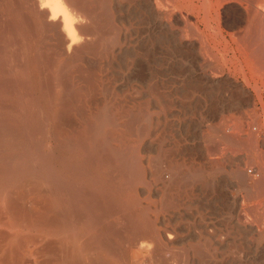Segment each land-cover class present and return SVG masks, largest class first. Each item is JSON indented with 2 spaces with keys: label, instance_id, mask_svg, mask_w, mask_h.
<instances>
[{
  "label": "rangeland",
  "instance_id": "1",
  "mask_svg": "<svg viewBox=\"0 0 264 264\" xmlns=\"http://www.w3.org/2000/svg\"><path fill=\"white\" fill-rule=\"evenodd\" d=\"M161 1L164 2V0ZM86 2L89 7H94L95 11L94 9L92 10L96 12L94 14L95 19H99L97 22L86 20V26H90L93 23L95 26L92 24V27H89L92 30L93 26L96 27L97 24L99 26L95 29L97 30L99 27L98 31L99 29L100 31H96L98 36L89 39L91 40V43H87L89 48L87 46L81 51L82 53L79 52V54L70 56L69 66L62 70L64 71L62 74H64L61 76H64V78H60V76L58 78L56 76L55 66H61L63 63H61V58L58 57L57 59V56H50L49 54L50 57L47 59L45 57L43 58V56H46L44 55L45 52L42 53V61L40 58L37 61L38 65L36 64V67L39 66L38 68L35 67V62H33V54H35V51L32 53V49L27 53L26 60L25 57H21L23 61L19 60L21 59L19 56L24 54H21L22 51L19 48L21 43L19 40L13 42L14 39H11L16 36L11 30L14 25L22 30L31 21L28 18L29 16L26 18L24 14L26 10L23 8H21V11L24 13L19 12L23 16L21 21L14 18L13 12H6L19 6V2L16 4V0L0 1V31H2V34L0 33V60L1 62L4 61L5 57L2 60V56L11 57L14 54L12 57L15 60H11L16 65L12 66L13 64L11 63V66L8 65L6 67L5 65L10 63L7 57L8 61L5 59L7 63L2 65V62L0 67L3 70L6 69L5 72L9 69L8 73H5L8 75H3L5 78H8L10 73H15V94L19 98L18 90L21 86H18L20 84L18 80L20 77L16 79V75L20 76L18 71L20 72V69L26 65L30 79L28 80L29 85H33L31 86L33 87L31 88V94L33 96L35 95V99L38 98V100L36 99L38 103L41 100L39 106H42V109L46 108L44 102L42 104L43 98L45 96L48 97V95L50 96L52 91L54 95L52 94L50 98L53 96L54 101L50 104L53 107L51 110L56 111L60 107L57 105H63L60 107L62 112L67 104L69 109L72 108L69 111V117L66 116L64 121H61V119L50 121L51 119L49 118L50 120H47L49 122L44 120L46 124L44 121L42 122L45 127H39L40 133H36L37 139L35 140L34 138V140L37 143L43 142V145L39 146L41 143L37 144L36 149L39 147L38 150L40 152L42 149L43 155L54 156V158L58 157L57 160L60 159V162L67 161V158H71L73 153L57 145L54 140H51V135H53L51 133L54 131H56L55 133L60 132L58 133L57 140L60 142L67 141L71 145L75 140H81L83 137L84 133L81 132H84L83 125L86 126V124L92 122L96 123L92 119L95 113L98 111L104 114L106 113L107 115L105 114L103 118L105 121L101 125V130L108 136V139L106 138V142L104 143V149L107 152L121 151L123 153L124 164H127L125 175L127 177L130 175L129 180L131 185L123 191L125 198L128 200L122 198L125 201L121 199V202L126 203L128 206L130 202L134 204L132 203L133 206L130 208V203V206L125 208L126 204L120 202L124 207L121 208L122 206L118 205L120 206V210L124 209L122 212V210L117 209V204H119L118 199L115 198L117 202L115 200L112 202L114 205L116 203V207L114 208L117 209V217L122 212L121 215L123 213L124 215L121 218H124L126 215V219L129 218L128 221L135 224L132 225L126 222L127 220L125 221V218L119 219L118 221L114 216L101 217L102 212H99L97 209V204L103 208L107 207L106 204H112L110 201H107L109 203L106 204L101 203L102 198H96L99 200H96L97 204L95 203L96 206L94 204L92 209L94 211L97 209V211L93 213H97L99 216L101 215L98 218V223L109 224L111 221L115 222L116 219L117 222L121 221L122 224V221H125L123 222L125 223L124 227L126 226L128 230L130 229L129 233L132 232L131 234H134L135 231L129 227L132 225L134 226V230H136L135 228L138 230L139 223L137 224L135 221L143 216L146 218L143 222L152 225L151 228V226L146 224L147 227L154 228L161 236L160 240L155 242L149 238L139 240L137 245L131 250L139 258L133 264H142L143 262L155 264V254L157 255V253H159L160 258L162 256L161 260L163 262L167 259L166 263L164 262L165 264H264V41H262L264 40V2L262 0H258V2L256 0L249 2L248 0H175L174 2L168 0L169 3L166 1L167 4L164 2L165 5L162 6L166 7V5L173 4L168 7L173 8L175 6L176 8L170 9L166 7L168 8L166 9L167 12L162 17L157 11H154L156 9L153 6V0H87ZM209 2L210 4H208ZM13 4L15 6H12ZM247 4L249 6L252 5L250 6L251 8H248ZM247 9H249L248 14L246 13L248 11ZM251 9L256 12L259 10V13H262L260 19L258 18L261 22L255 20V16L252 15L253 10ZM174 11L176 12L174 13ZM170 12H173V18H171ZM250 12L251 14H249ZM248 15H251L253 18L250 16L247 18ZM180 16L183 17V22ZM176 17L180 22L175 19ZM10 20L11 22L9 24ZM15 20L17 21L16 23ZM174 20L176 21L173 22ZM186 21L187 23H184ZM190 22H192L191 24L195 22L198 24L200 30L203 31L202 35L195 31L192 26H190L191 28L189 27ZM25 23L27 25L24 26ZM18 24L23 25L18 26ZM164 24L168 25L164 27ZM184 24L188 25L185 26ZM254 27L256 30H254ZM180 28L181 30L184 28L188 29L180 31ZM251 29H253L252 32ZM183 31L192 32V34ZM187 34L190 35L188 36L190 38L187 37ZM194 35L197 38L193 37ZM9 36H11L10 39ZM182 36L188 40L183 39ZM239 36L242 37L243 42L241 40L239 41ZM199 38L202 39H200L202 42L198 40ZM8 40L12 49L9 46ZM3 41L5 42L3 43ZM11 41L15 43V48ZM3 44L5 47H2ZM7 45L10 49H8ZM205 45L206 50L204 49ZM203 46L204 48H202ZM91 47L95 49L92 51V49L90 50ZM32 48H34L33 45ZM102 48L103 51L101 52ZM256 48L259 49L257 50ZM261 48L263 51L260 50ZM2 51L8 53V55H4ZM203 54L209 57L206 58ZM78 55L80 56L79 59ZM30 56L32 57L31 59ZM203 56L205 59H203ZM51 59L55 64L52 62L49 63ZM33 63L34 65H32ZM51 64L53 65L51 66ZM258 68H260L259 71L257 70ZM251 69L257 71L253 72ZM3 70L1 73L3 72L4 74ZM210 74H213L215 78ZM45 75L47 76L45 77ZM55 80L58 83L57 87V84L54 82ZM46 82L47 84H45ZM64 85H68L66 87L69 89L62 87L66 90V95L65 97H61L63 94L60 89ZM73 88L74 90H72ZM38 93H40V96ZM6 107L8 105L3 106V109L0 105V113L8 112L10 108ZM121 112L122 114L124 113V117L120 114ZM63 114H65V111ZM134 114L135 116H133ZM146 118L148 119L147 122ZM126 123V127L129 128H127L128 130L125 127ZM132 124L133 127L130 128ZM51 126L52 129L50 128ZM145 126H147L146 129L148 130L144 132L145 129L143 128ZM13 128V124L9 126V129L14 132ZM130 129L133 130L131 132L134 134L130 133ZM15 131L17 133V129ZM49 131L50 135H48ZM37 134L39 137H37ZM81 134L82 137L79 138ZM33 137H35V134ZM112 139L113 142H111ZM31 141L34 142L33 138H31ZM128 149L130 150L128 151ZM14 162L11 168L17 171L20 170L19 164L24 161L18 158L16 160L14 159ZM130 166L133 168L131 167V169ZM156 168L159 169L156 170ZM197 171L198 173H196ZM0 173H2L1 169ZM195 173L202 177L198 183L191 177ZM242 174L244 177H242ZM108 177L111 180L114 179V182L118 184L123 183L122 179H120L121 181L119 180L120 174L115 171L113 173L112 171L109 172ZM259 180L263 183L261 184ZM22 182L16 185H5L6 187L2 183L3 185L1 184L0 186L2 188H0V191L2 193L5 191L4 194L0 193V264H63L66 255L67 257L70 255L66 254L65 240L63 239H66L68 233L64 232L66 234L65 237L64 235L61 237L63 231L60 232V237L57 234L59 239L64 241L62 242L56 235L49 236L50 233L47 234L46 230L39 231V233L37 230H33L34 228L31 225L33 222H37L35 220L39 218L36 217L39 215V212H43L44 214L48 206L45 204H48V200L44 196H40L34 192L36 187L34 188L35 184L33 180L23 177ZM73 183L74 186L72 185V187L74 189L76 187L77 190L79 188L77 183ZM67 184L70 185L71 181L69 183L67 182ZM261 185L263 189H260ZM19 187L20 189L18 190ZM10 188H12V191ZM27 189L32 191V193ZM87 190L88 195H92L91 197H93L92 189ZM90 191L91 194H89ZM37 195L40 197L37 198ZM23 200L25 201L23 202ZM2 202L3 205L1 204ZM43 204L46 207L45 209L42 208ZM113 204L112 206H114ZM15 205L18 207H15ZM10 208L11 210H9ZM16 208H18V211H23L18 212L15 210ZM108 208L102 210L107 211L109 210ZM125 209L128 210L125 211ZM15 211L17 212L15 213ZM129 211H131L132 215H128ZM42 215H40L41 220L44 219V217L42 219ZM129 216L134 219H131ZM20 218L22 220L25 218V224H23L24 221H22V224L19 222L21 221ZM108 218L110 219L108 220ZM99 219H102L101 221L103 222ZM133 220L134 222H132ZM116 223L113 224L115 228L111 233H114V235L119 234V236L123 235V237L128 236L124 233L123 225ZM12 224L13 226L14 224L17 225V228L20 224L21 226L18 229L15 226L14 230ZM126 224L130 226L128 227ZM117 225L122 226V229ZM116 227L120 228L117 230ZM7 228L11 229L8 230ZM116 230L119 232L116 233ZM128 230H126L127 234ZM96 232L101 231L96 230ZM96 232V238L101 240L104 247L114 242V240L112 243L110 242L115 237L112 234H109L110 236L108 235V238H111L108 239L106 237L107 235L103 233L105 235L103 241L101 238L104 236L101 235L102 232L100 234L101 237ZM166 236L170 238L167 239ZM14 237L15 240H13ZM116 237L115 239L117 240L118 236ZM84 238L83 240H85ZM105 241H108L107 244ZM66 246L68 248L71 247L69 245ZM194 248H199L202 253L199 252L197 254ZM51 250L54 251L52 252ZM67 251V253H70L69 249ZM42 252H44V255L41 254ZM164 258L165 260H163ZM92 262L107 264L105 261L101 263L97 261Z\"/></svg>",
  "mask_w": 264,
  "mask_h": 264
},
{
  "label": "bare ground",
  "instance_id": "2",
  "mask_svg": "<svg viewBox=\"0 0 264 264\" xmlns=\"http://www.w3.org/2000/svg\"><path fill=\"white\" fill-rule=\"evenodd\" d=\"M1 1V0H0ZM87 1V0H86ZM84 2L81 1V0H16V4H18L19 2V6L18 7H14V9L12 10H7L6 12H13L14 14V18L16 19H19L21 21V19L23 18L22 15H20L21 13L23 14L24 12H22L21 8L25 9L26 10V13H24L26 15V18L27 16H29L28 18L30 19V23L28 22V25L27 23L24 24L27 25L25 26L24 28H22V30L19 28V27H15V25L13 26V29L11 30L13 32V34L15 33L16 36H17V39H16V36H14L15 38H11V36H9V39L11 38L14 41H17L19 40V42L21 43L20 45V49L21 51V54H24V55H21L19 56L20 58L21 57H25V60L27 58V53L30 52V50L32 49V53L34 52L35 54H33V62H35V67L38 65L37 61L40 60L41 58V61H42V56L44 53V55L46 56H43V58H47L50 57V56H57V59L58 57L61 58V63H63V65H59L58 67L55 66L56 68V76H60V78L62 77L61 75L62 70L66 69L69 64V58L70 56H74L75 54H79L82 53L81 51L87 47V43H91V37H96L98 36V33L100 31H98V28L97 30L95 29L97 26L96 24V27L93 26L92 30L89 28V27H92L91 25L90 26H86V20H90L92 22H97L99 21L95 19V9L94 7L91 8L87 5V2ZM167 3L168 0H166ZM166 1L164 0V2L166 3ZM172 2H174L175 0H171ZM177 1V0H176ZM187 1V0H186ZM231 1V0H230ZM243 1V0H242ZM251 1V0H248V2ZM264 2V0H262ZM5 2V1H4ZM14 2V1H13ZM100 2V1H99ZM105 2V1H104ZM163 1L160 0H153V6L155 7L156 10L154 11H157L158 14L161 15H164L165 12H167L166 9L170 8L168 6H172V5H166V7L162 6V5H165L164 2L162 3ZM228 2V1H226ZM253 2V1H252ZM256 2H258V0H256ZM255 2V3H256ZM101 3V2H100ZM162 3V4H161ZM166 3V4H167ZM254 3V2H253ZM2 4V3H1ZM91 4V3H90ZM93 4V3H92ZM171 4V2H170ZM210 4V2L208 3ZM224 4V3H223ZM252 4V3H250ZM104 5V4H103ZM152 5V3H151ZM193 5V4H192ZM264 5V4H263ZM12 6H15V4H13ZM21 6V7H20ZM91 6V5H90ZM106 6V5H105ZM187 6V5H186ZM212 6V5H211ZM221 6V5H220ZM248 8H251L250 6L252 5H248ZM256 6V5H255ZM10 7V6H9ZM104 7V6H103ZM238 7V6H237ZM6 9H9L7 7H5ZM12 8V7H10ZM20 8V10H19ZM176 8L175 6L173 8H170V9H174ZM178 8V7H177ZM189 8V7H188ZM207 8L209 9V7L207 6ZM94 9V11L92 10ZM104 9V8H102ZM195 9V8H194ZM253 9H254V6H253ZM251 9V10H253ZM258 9V8H257ZM176 10V9H175ZM179 10V9H178ZM177 10V11H178ZM213 10V9H212ZM249 12V9H247ZM96 11H97V7H96ZM187 11V10H186ZM19 12H21L19 14ZM106 12V10H105ZM176 11H174L175 13ZM181 12V11H180ZM192 12V11H191ZM209 12V11H208ZM207 12V13H208ZM264 12V11H263ZM173 12H170L169 14L171 15V18H173ZM190 13V11H189ZM213 13V12H212ZM16 14V15H15ZM105 14V13H104ZM248 14V13H247ZM251 14V12L249 13ZM262 13H259V10H257V12L255 10H253V13L252 15L255 16V20L257 21H260V17L262 16L261 15ZM97 15V14H96ZM169 15V17H170ZM204 15V14H203ZM240 15V14H239ZM261 15V16H260ZM22 16V17H20ZM98 16V15H97ZM109 16V15H108ZM149 16V15H148ZM176 16V15H175ZM252 17L251 15H248L247 18ZM264 16V14H263ZM181 17V16H180ZM205 17V15H204ZM203 17V18H204ZM210 17V16H209ZM97 18V17H96ZM100 18V16H99ZM112 18V17H111ZM151 18V17H150ZM167 18H168V14H167ZM182 18V22H183V17ZM186 19V17H184ZM253 18V17H252ZM259 18V19H258ZM110 19V18H109ZM177 20V17L175 18ZM208 19V17H207ZM206 19V20H207ZM5 20V19H4ZM24 20V19H23ZM27 20V19H25ZM101 20V19H100ZM105 20V19H103ZM102 20V21H103ZM155 20V19H154ZM176 20H174L173 22H175ZM13 21V20H12ZM168 21V20H167ZM179 21V20H177ZM210 21V20H209ZM208 21V22H209ZM263 21V19H262ZM7 22V21H6ZM11 20L9 21V24H10ZM17 21L15 20V23ZM24 22V21H23ZM26 22V21H25ZM88 22V21H87ZM180 22V21H179ZM177 22V23H179ZM206 22V21H205ZM207 22V23H208ZM261 22V21H260ZM14 23V24H15ZM21 23V22H19ZM89 23V22H88ZM184 23H187L184 22ZM189 23V22H188ZM192 22H190V26H192L194 28L195 31H197L198 33H200L202 35L203 31L200 30L198 24L195 22L193 24H191ZM254 23V22H253ZM256 23V22H255ZM6 24V23H5ZM5 24H3V26H5ZM12 24V23H11ZM30 24V25H29ZM106 24V23H105ZM160 24V23H159ZM158 24V26H159ZM252 24V23H251ZM8 25V24H7ZM6 25V26H7ZM23 25V24H21ZM18 24V26H21ZM168 25V24H167ZM164 24V27L167 26ZM185 26L188 25V24H184ZM246 25V24H245ZM254 25V24H253ZM12 26V25H11ZM17 26V24H16ZM104 26V25H103ZM172 26H175V25H172ZM171 26V27H172ZM181 26V25H180ZM208 26V25H207ZM9 27V26H8ZM204 27V26H203ZM11 28V27H10ZM160 28V27H159ZM182 28V27H181ZM180 28V31L184 30V29H188V28H184L181 30ZM191 28V27H190ZM189 28V29H190ZM209 28V27H208ZM5 29V28H4ZM112 29L114 30V28L112 27ZM116 29V28H115ZM172 29V28H171ZM170 29V30H171ZM2 30V29H1ZM8 30V29H7ZM104 30V29H103ZM193 30V29H191ZM253 29H251V32H252ZM254 30L255 27H254ZM9 31V30H8ZM95 31V32H94ZM97 31V32H96ZM188 31V30H187ZM186 31V32H187ZM185 32V31H183ZM185 32V33H186ZM250 32V34H251ZM0 33L2 34V31H0ZM111 33V31H110ZM117 33V32H116ZM189 33V32H187ZM192 34V32H190ZM189 33V34H190ZM6 34V33H5ZM113 34V33H112ZM184 34V33H183ZM194 34V33H193ZM218 34V33H217ZM239 34V33H238ZM249 34V36H250ZM7 35V34H6ZM212 35V34H211ZM214 35V34H213ZM13 36V35H12ZM107 36V34H106ZM113 36V35H112ZM184 36V35H183ZM182 36L183 39H185L184 37ZM190 36L187 34V37ZM199 36V34H198ZM210 36V35H209ZM216 36V35H215ZM234 36V35H233ZM238 36V35H237ZM6 37V36H5ZM100 37V36H99ZM98 37V39H99ZM118 37V36H117ZM193 37H196L195 35ZM110 38V37H109ZM112 38V37H111ZM180 38V37H179ZM181 38V39H182ZM190 38V37H188ZM197 38V37H196ZM203 39V37H201ZM201 38H199L198 40H200ZM211 38V37H210ZM240 38L239 41L241 40L242 41V37H238ZM237 38V39H238ZM244 38V37H243ZM251 38V37H249ZM254 38V37H253ZM264 38V37H263ZM16 39V40H15ZM101 39V38H100ZM201 39V40H202ZM214 39V38H213ZM109 40V39H108ZM117 40V39H116ZM180 40V39H179ZM185 40H188V39H185ZM190 40V39H189ZM192 40V38H191ZM195 40V39H194ZM200 40V41H201ZM6 41V39H5ZM3 41V43L5 42ZM98 41H101V40H98ZM97 41V42H98ZM111 41V40H109ZM167 41V40H166ZM182 41V40H181ZM197 41V40H196ZM238 41V42H239ZM264 41V40H262ZM12 42V41H11ZM12 42V43H13ZM94 42V41H93ZM96 42V43H97ZM194 42V41H193ZM202 42V41H201ZM243 42V41H242ZM252 42V41H251ZM8 43H9V40H8ZM11 43V44H12ZM236 43V42H235ZM240 43V42H239ZM15 43H13V46H14ZM34 48H32V45ZM98 44V43H97ZM112 44V42H111ZM114 44V43H113ZM202 44V43H200ZM248 44V43H247ZM6 45V43H5ZM5 45L3 44L2 47ZM19 45V44H17ZM95 46V44H93ZM92 45V46H93ZM195 45V44H194ZM203 45V44H202ZM207 45V44H206ZM206 45H205V48L204 46L202 48H204L206 50ZM259 45V44H258ZM262 45V44H261ZM260 45V46H261ZM9 46H10V43H9ZM93 46V47H94ZM201 46V45H200ZM8 47V45H7ZM16 46H14L15 48ZM98 47V46H97ZM110 47V46H109ZM108 47V48H109ZM196 47V46H195ZM193 47V48H195ZM248 47V46H247ZM10 48L12 49V46H10ZM8 47V49H10ZM89 48V46H88ZM99 48V47H98ZM179 48V47H178ZM200 48V47H199ZM201 48V49H202ZM208 48V46H207ZM251 48V47H250ZM5 49V48H4ZM87 49V48H86ZM92 49V47L90 48V50ZM95 48L92 49V51L94 50ZM200 49V50H201ZM249 49V48H248ZM257 49V48H256ZM259 49V48H258ZM257 49V50H258ZM2 50V49H1ZM7 50V49H6ZM16 50V49H15ZM14 50V51H15ZM89 50V49H88ZM175 50V49H174ZM204 50V52H205ZM213 50V49H212ZM238 50V49H237ZM262 50V48L260 49ZM4 51V50H3ZM2 51V52H3ZM9 51V50H8ZM7 51V52H8ZM103 51V48L101 50V52ZM108 51V50H107ZM193 51V50H192ZM251 51V50H250ZM249 51V52H250ZM263 51V50H262ZM261 51V52H262ZM19 52V51H18ZM196 52V51H195ZM4 53V52H3ZM14 53V52H13ZM16 53H17V50H16ZM31 53V55H32ZM86 53V52H85ZM84 53V54H85ZM198 53V51H197ZM202 53V52H201ZM210 54V52H208ZM207 53V54H208ZM257 53V52H256ZM260 53V52H259ZM8 55V53H4V55ZM10 54V53H9ZM50 54V56H49ZM96 54V53H95ZM93 54V55H95ZM100 54V53H99ZM218 54V53H217ZM12 55V54H10ZM14 55V54H13ZM12 55V56H13ZM19 55V54H18ZM17 55V56H18ZM35 55V56H34ZM194 55V54H193ZM204 55V54H203ZM206 55V54H205ZM204 55V56H205ZM249 55V53H248ZM254 55V54H253ZM261 55V54H260ZM1 56V55H0ZM10 57V56H2V60L4 58V61L3 64L0 60V66L1 64L2 65H5L8 61L7 57L9 58V61L10 62L9 64L7 63V65H5L6 67H8V65L11 66V63L15 60H13V57ZM79 56V55H78ZM100 56V55H99ZM98 56V57H99ZM203 56V57H204ZM215 56V55H214ZM244 56V54H243ZM262 56V55H261ZM83 57V55H82ZM202 57V56H201ZM206 57V56H205ZM205 57L203 59H205ZM209 56H207L206 58H208ZM258 57H259V54H258ZM32 57L30 56V59ZM76 58V56H75ZM80 58V56L78 57V59ZM85 58V57H84ZM214 58V57H213ZM245 58V57H244ZM264 58V57H263ZM7 59V61L5 60ZM13 61H12V60ZM18 59V58H17ZM50 59V58H49ZM53 59V58H52ZM52 59L49 63L52 62ZM72 59V58H71ZM217 59V58H216ZM250 59V58H249ZM19 60H22L19 59ZM18 60V61H19ZM24 60V61H25ZM54 60V59H53ZM77 60V59H76ZM87 60V59H86ZM246 60V59H245ZM257 62L258 60L255 59ZM262 60V59H261ZM6 61V62H5ZM23 61V60H22ZM21 61V63H22ZM28 61V60H27ZM31 61V60H30ZM88 61V60H87ZM100 61V60H99ZM20 62V61H19ZM45 62V61H44ZM48 62V61H47ZM78 62V61H77ZM85 62V61H84ZM98 62V61H97ZM255 62V61H254ZM5 63V64H4ZM14 63V62H13ZM12 63V64H13ZM31 63V62H29ZM55 64V62H52ZM57 63V62H56ZM99 63V62H98ZM259 63V62H258ZM257 63V64H258ZM25 64V63H23ZM22 64V65H23ZM28 64V63H27ZM37 64V65H36ZM42 64V63H41ZM85 64V63H84ZM95 64V63H94ZM93 64V65H94ZM250 64V63H249ZM261 64V63H260ZM34 65V63L32 64ZM50 65V64H49ZM53 64H51L52 66ZM253 65V64H252ZM251 65V66H252ZM259 65V64H258ZM12 66H16V65H12ZM95 66V65H94ZM39 67V66H38ZM36 67V68H38ZM257 67V66H256ZM10 68V67H9ZM14 68V67H13ZM26 65H24V67H22V69H20V72L18 71V75H16V79H19L18 77H20V79L18 80L20 84H18V81H17V84L18 86H21L20 89L18 90L19 91V98L18 96L15 94L16 92H14V86L16 84L15 82V73L14 74H9L8 78H5L3 75H6L5 73L9 71V69L5 72V70H3L1 67L0 69H2L4 71V74L3 72L1 73L0 71V105L1 107L3 108V106L5 107V105H8V107L10 108L8 112H1L0 113V169L2 171V175H0V186L2 183H4V186L5 185H16L17 183L19 182H22V179L23 177L25 178H29V180H33L35 186V191L38 195L40 196H44V198H46L48 200V204H45L47 206V209L44 211V209L46 208L45 205L43 204L42 208V211H44V214L43 212L40 213L39 212V215L36 216V217H39L38 219H40V215H42V219L44 217L43 220H35L37 222H33V224L31 225V227H33L32 229L33 230H37L38 233L39 231L42 232L44 230H46L47 234H49V236H52V235H56L59 234L58 236L60 237V232L63 231L61 237H65L66 234H64V232L68 233V236L65 238H63L65 240V248L68 250L69 249V252L70 253H67L68 251L65 249L66 251V254H70L68 257L66 255L65 257V260H64V263L63 264H92V263H96V262H92V261H97L98 263H101L102 261H105L107 264H133L135 262H137L139 260V258L133 254V251H131L136 245H137V242L141 239H146V238H149V239H152L154 240L153 242L155 241H158L160 240L161 236H160V233L155 230L154 228H152V225H149L147 222H143L146 218H144L143 216L135 221L137 224L139 223V226H138V230L137 228H135L136 230L133 229L134 224H132L131 222H129V218L126 219V215L124 216L125 218V221L128 222V223H131L132 227L129 225V224H126L129 228H131V230L135 231L134 234H131L132 232L129 233V230L126 228V226L124 227V224L123 222L125 221H122V224H121V221L120 222H117L116 219H115V222L111 221L108 223H98V218L101 216H99L97 213H93V212H96L97 209L99 210V212L101 211L102 213V216L101 217H104V216H108V217H113L114 218H117V220L119 221V219H124V218H121L123 217L122 212L124 209H121L122 212L120 213V218L117 217V213L116 210H120V206H122L120 204V202L125 198V194H124V189H128L130 187V180H129V176L127 177L125 175L126 171H127V164L125 163L124 164V158L122 156V152L121 151H117V152H107L105 149H104V146H105V140L108 136H106V134L101 130L102 126L103 125V118L105 116V114L101 111H98L97 113H95L93 116H92V119L94 120V122L96 123H88L86 124V126L83 125V128H84V132L81 131L83 134V137H82V134L79 136L82 137L81 140H75L71 145L70 143H68L67 141H59L57 140V137L59 136L58 133H55L56 131H54L53 135H51V140H54V142H56L57 145H60L61 147H64L65 150H68L70 153H73V155L71 156V158H67V161L64 160V162H60V159L57 160V156L55 154V156L57 158H54V154L52 155L53 157H51L50 155H43V152H42V149H41V152L36 149V146L37 144L41 143V145L39 144V146H42L43 145V142H39L37 143L35 140L37 139L36 138V133H40V126L42 127H45L44 126V123H42L44 120H48L49 119L50 121L52 120H59L61 119V121H64L66 119V116H68L69 114V111L72 109H69V107H67L66 105V108L65 109H68V110H65V114H63L64 111L61 112V109L60 107L63 106V105H57L59 108L58 110H51L53 107H51V103L52 101H54L53 99V96L52 98H50V96L53 94L51 91V94L50 96L48 95L45 96L44 98H47L44 100L43 98V101H42V104L44 102V104L46 105V108L42 109V106L40 107L39 106V103L41 100H39V103H38V98L35 99V95L33 96L31 94V86L33 85H29L30 83L28 82L29 79V73L27 72V69H26ZM42 68V66H41ZM261 68V67H260ZM258 68L257 70L259 71ZM44 69V68H43ZM47 69V67H46ZM49 69V68H48ZM51 69H53L51 67ZM255 69V68H254ZM263 69V68H262ZM37 70V69H36ZM39 70V69H38ZM98 70V69H97ZM253 71V69H251ZM257 70H254V71H257ZM11 71V70H10ZM44 71V70H43ZM46 71V70H45ZM212 71V70H211ZM253 71V72H254ZM261 71V70H260ZM13 72V71H12ZM39 72V71H38ZM55 72V70H54ZM91 72V71H89ZM264 72V71H263ZM40 73V72H39ZM51 73V71H50ZM76 73V72H75ZM87 73V72H86ZM93 73V72H92ZM213 73V72H211ZM215 73V72H214ZM218 73V72H217ZM17 74V72H16ZM42 74V72H41ZM46 74V73H45ZM54 74V73H53ZM52 74V76H53ZM68 74V73H67ZM89 74V73H88ZM220 74V73H219ZM8 75V74H7ZM6 75V76H7ZM48 75H50L48 73ZM94 75V74H92ZM212 76H214L213 74H210ZM47 75H45L46 77ZM87 76V75H86ZM89 76V75H88ZM97 76V75H96ZM210 76V77H212ZM221 76V75H220ZM50 77V76H49ZM91 77V76H90ZM217 77V76H216ZM219 77V76H218ZM44 78V77H43ZM51 78V77H50ZM57 78V79H58ZM64 78V76L62 77ZM92 78V77H91ZM90 78V79H91ZM215 78V76L213 77ZM48 79V77H47ZM54 79V78H53ZM56 79V80H57ZM43 80V79H42ZM46 80V79H45ZM50 80V79H49ZM48 80V81H49ZM56 80L54 81L56 83ZM64 80V79H63ZM214 80V79H213ZM219 80V79H218ZM224 80V78H223ZM68 81V80H67ZM210 81V80H209ZM35 82V81H34ZM44 82V81H43ZM51 82V81H50ZM53 82V81H52ZM58 82V81H57ZM60 82V81H59ZM62 82V81H61ZM223 82V81H222ZM67 83V82H65ZM218 83V82H217ZM32 84V83H31ZM47 84V82L45 83ZM56 87L58 86V83H56ZM93 84H95L93 82ZM196 84V83H195ZM202 84V83H201ZM50 85V84H49ZM52 85V84H51ZM54 86V85H53ZM52 86V87H53ZM68 86V85H66ZM65 85L64 86H61V89L60 91L62 92L63 95H61V97H65L66 93L62 87H65V88H68L66 87ZM70 86V85H69ZM155 86V85H154ZM45 87V86H44ZM47 87V85H46ZM94 87V86H93ZM197 87V86H196ZM55 88V87H54ZM60 88V86H59ZM157 88V87H156ZM195 88V87H194ZM199 88V87H197ZM22 89V90H21ZM36 89V88H35ZM49 89V88H48ZM69 89V88H68ZM95 89V88H94ZM97 89V88H96ZM17 90V89H16ZM34 90V89H33ZM47 90V88H46ZM54 90V89H53ZM74 90V88L72 89ZM17 91V93H18ZM35 91V90H34ZM55 91V90H54ZM85 91V90H84ZM39 92V91H37ZM42 92V91H41ZM47 92V91H46ZM81 92V91H80ZM49 93V92H48ZM69 93V91H68ZM34 94V93H33ZM39 96H40V93H38ZM44 94V93H43ZM47 95V94H46ZM54 95V94H53ZM69 95V94H67ZM37 96V95H36ZM42 96V95H41ZM82 96V95H81ZM80 96V97H81ZM75 97V95H74ZM79 97V96H78ZM41 98V97H40ZM49 98V99H48ZM70 98V97H69ZM72 98H73V95H72ZM52 99V100H51ZM63 99V98H61ZM71 100V99H70ZM73 100V99H72ZM59 101V99H58ZM61 102V101H60ZM59 102V103H60ZM72 102V101H71ZM78 102V100H77ZM83 102V101H82ZM63 103V102H62ZM75 103V102H74ZM122 103V102H121ZM41 104V105H42ZM77 104V103H75ZM43 105V106H45ZM82 106V105H81ZM6 107V108H8ZM75 107V106H74ZM1 108V109H2ZM55 108V107H54ZM64 108V107H62ZM83 108V107H82ZM4 109V108H3ZM104 110V109H103ZM102 110V111H103ZM110 110V109H109ZM67 111V112H66ZM105 111V110H104ZM127 111V110H125ZM77 112V111H76ZM83 112V110H82ZM124 112V111H123ZM130 112V111H129ZM85 113V112H84ZM125 113V112H124ZM124 113L122 114V112L120 114H122V116L124 115ZM142 113V112H141ZM131 114V112H130ZM107 115V114H106ZM137 115V114H136ZM144 115V114H142ZM135 116V114L133 115ZM69 117V116H68ZM67 117V118H68ZM108 117L110 118V116L108 115ZM107 117V118H108ZM121 117V116H120ZM124 117V116H123ZM81 118V117H80ZM86 118V117H85ZM122 118V117H121ZM82 120V119H80ZM139 120V119H138ZM142 120V119H141ZM147 118H146V122H147ZM71 121V120H70ZM115 121V120H114ZM118 121V119H117ZM45 122V121H44ZM49 122V121H47ZM109 122V121H108ZM111 122V120H110ZM135 122V120H134ZM42 123V124H41ZM57 123V122H55ZM64 123V122H63ZM73 123V122H72ZM128 123V121H127ZM127 123L125 125V127L127 126ZM133 123V122H132ZM140 123V122H139ZM13 124V129H14V132L11 131L9 129V126H12ZM41 124V125H40ZM46 124V122H45ZM80 124V123H79ZM83 124V123H82ZM85 124V123H84ZM115 124V123H114ZM134 124V123H133ZM133 124L130 125V128L133 127ZM51 125V124H50ZM56 125H59V124H56ZM77 125V124H76ZM108 125V124H107ZM112 125V124H111ZM138 125V123H137ZM55 127V126H54ZM58 127V126H57ZM66 127V126H65ZM71 127V126H70ZM107 127V126H106ZM109 127V125H108ZM115 127V126H114ZM113 127V128H114ZM123 127V126H122ZM147 126H145L143 129L144 132L148 129H146ZM47 128V127H46ZM52 129V126L50 127ZM112 128V129H113ZM128 127H126V130ZM17 129V133H16V130ZM44 129V128H42ZM55 129V128H54ZM53 129V130H54ZM58 129V128H57ZM77 129V128H76ZM117 131V129H116ZM132 129H130V133L134 134ZM35 132V133H34ZM46 132V131H45ZM48 132V131H47ZM80 132V133H81ZM107 132V131H105ZM120 132V131H119ZM69 133V132H68ZM142 133V131H141ZM140 133V134H141ZM214 133V132H213ZM35 134V137H33ZM47 134V133H46ZM123 134V133H122ZM126 134V133H125ZM131 134V135H132ZM50 135V131H49V134ZM46 135V136H48ZM127 135V134H126ZM130 135V134H128ZM124 136V135H123ZM135 136V135H134ZM37 137H39V135L37 134ZM45 137V136H44ZM69 137V136H68ZM127 137V136H125ZM143 137V136H142ZM31 138H33V141H31ZM35 138V140H34ZM42 138V137H41ZM62 138V137H61ZM111 138V137H110ZM129 138V137H128ZM141 138V137H140ZM39 139V138H38ZM45 139H47L45 137ZM48 139V140H50ZM108 139V138H107ZM125 139V138H124ZM224 139V138H223ZM67 140V139H66ZM39 141V140H37ZM72 141V140H71ZM131 141V140H130ZM141 141V140H140ZM225 141V140H224ZM227 141V140H226ZM108 142V141H107ZM113 142V139L112 141ZM110 143V142H109ZM118 144V143H117ZM56 145V146H57ZM124 147V146H122ZM111 148V147H110ZM63 149V148H62ZM38 150V151H37ZM130 149H128L129 151ZM67 151V152H68ZM51 152V151H49ZM42 153V154H41ZM47 154V153H46ZM50 154V153H49ZM128 154V153H127ZM23 159L24 162L20 163L19 166H20V170H17V171H14L12 170L11 168V165L12 163L14 164V159ZM60 158V157H59ZM21 161V160H20ZM157 161V160H156ZM11 162V163H10ZM153 162V161H151ZM161 162V161H160ZM165 162V161H164ZM29 163V164H28ZM132 163V162H131ZM130 163V164H131ZM134 164V163H133ZM152 164V163H151ZM162 164V163H160ZM10 165V166H8ZM137 165V164H136ZM182 165V164H181ZM18 166V165H17ZM134 166V165H132ZM130 166V168L132 167ZM13 167V166H12ZM15 167V166H14ZM31 167V168H29ZM158 167V166H157ZM171 167V166H170ZM129 168V169H130ZM133 168V167H132ZM131 168V169H132ZM153 168V167H152ZM159 168H160V165H159ZM158 168V169H159ZM162 168V167H161ZM18 169V168H17ZM156 168V170H158ZM166 169V168H165ZM171 169V168H170ZM197 169V168H196ZM206 169V167H205ZM212 169V168H210ZM168 170V169H167ZM97 173H96V172ZM113 173V171H115L116 173L120 174V177H119V180L122 179V184H118L116 182H114V179L111 180L109 177H108V174L109 172ZM155 172V171H154ZM238 172V171H237ZM130 173V172H128ZM134 173V172H133ZM198 173V171L196 172ZM193 174V176H191L195 181H198L200 182L202 177L199 175V174ZM124 174V175H123ZM156 174V173H154ZM163 174V173H162ZM214 174V173H213ZM233 174V173H232ZM237 174V173H236ZM241 174V173H240ZM245 174V173H243ZM242 174V177H244ZM264 174V173H263ZM140 175V173H139ZM157 175V174H156ZM155 175V176H156ZM238 175V174H237ZM23 176V177H22ZM133 176V175H132ZM173 176V175H172ZM157 177V176H156ZM155 177V179H156ZM115 178V177H114ZM143 178V177H142ZM190 178V177H189ZM172 179V178H171ZM245 179V178H244ZM134 180H136L134 178ZM141 180V179H140ZM69 181H71V184H67V182L69 183ZM117 181V180H116ZM121 181V180H120ZM142 181V180H141ZM140 181V182H141ZM29 182V181H28ZM75 184L77 183V186L79 188H77L76 190V187L74 189V187H72V185L74 186V183ZM119 182V181H118ZM260 182V180H259ZM23 183V182H22ZM196 183V182H195ZM261 184L263 182H260ZM21 184V183H20ZM124 184H126L124 186ZM138 184V182H137ZM254 184V183H253ZM258 184V183H257ZM264 184V183H263ZM3 185V184H2ZM31 185V183H30ZM136 185V184H135ZM259 185V184H258ZM3 186V187H4ZM27 186V185H25ZM245 186V185H244ZM264 186V185H263ZM261 185L260 189L263 187ZM6 187V186H5ZM4 187V188H5ZM10 187V186H9ZM13 187V186H12ZM21 187V186H20ZM20 187L18 188V190L20 189ZM31 188V186H29ZM259 187V186H258ZM1 188V187H0ZM16 188V187H15ZM14 188V189H15ZM72 188V189H71ZM92 189L91 191L93 192V197H91L90 195H88V190L87 189ZM264 188V187H263ZM262 188V189H263ZM2 189V188H1ZM0 189V190H1ZM6 189H9V188H6ZM5 189V190H6ZM11 191H12V188H10ZM33 189V188H32ZM103 189H104V192H103ZM131 189V188H130ZM24 190V189H23ZM26 190V188H25ZM29 190V189H27ZM88 192H87V191ZM106 190V191H105ZM255 190V189H254ZM257 190V188H256ZM4 191V189H3ZM30 191V190H29ZM91 191L89 194H91ZM5 192V191H4ZM4 192L2 193V191H0V193L4 194ZM106 192V193H105ZM131 192V190H130ZM263 192V191H262ZM9 193V192H7ZM15 193V191H14ZM26 193V192H25ZM29 193V192H28ZM30 193H32V191H30ZM29 193V194H30ZM72 193V194H70ZM126 193V191H125ZM261 193V192H260ZM264 193V192H263ZM28 194V195H29ZM1 195V194H0ZM13 195V194H12ZM22 195V194H21ZM26 195V194H25ZM37 195V198H39ZM11 196V195H10ZM27 196V195H26ZM25 196V197H26ZM4 197V196H2ZM7 197V196H5ZM15 197V196H14ZM24 197V196H23ZM105 197V198H104ZM96 198H102L104 199L103 202H102V199H101V203L103 204H106V203H109L107 201H119L117 204L120 205L118 206V208H114L116 207V203L114 206H112V204H106L107 207H109L107 211H103L105 210L104 208L107 209V207H100L96 202V200H99V199H96ZM117 198V199H115ZM123 198V199H122ZM17 199V198H16ZM31 199V198H30ZM34 199V197H33ZM41 199H43V197H41ZM40 199V201H41ZM120 199V200H119ZM122 199V200H121ZM126 200H128L127 198H125ZM7 201V200H6ZM25 200H23L24 202ZM33 201V200H32ZM31 201V202H32ZM39 201V202H40ZM116 201V202H117ZM125 201V200H123ZM130 201V200H129ZM128 201V203H129ZM20 202V201H19ZM47 202V201H46ZM169 203V201H167ZM17 203V202H16ZM22 203V202H21ZM34 203V202H33ZM38 203V202H37ZM97 204V209L96 211H94L92 208L94 206V204ZM121 203H124V202H121ZM131 203V202H130ZM130 203H129V206H130ZM133 203V202H132ZM131 203V206L130 208L133 206V204ZM3 205V202L1 203ZM5 204V203H4ZM9 204V203H8ZM12 204V203H11ZM15 204V202H14ZM28 204V203H27ZM36 204V203H35ZM40 204V203H39ZM95 204V206H96ZM102 204V205H103ZM126 204V203H124ZM170 204V203H169ZM19 205V204H18ZM30 205V204H29ZM32 205V204H31ZM42 205V204H41ZM40 205V206H41ZM101 205V204H100ZM14 206V205H13ZM21 206V204H20ZM35 206V205H34ZM39 206V207H40ZM127 207H129L127 204L125 205ZM7 207V205H6ZM15 207H18L15 205ZM23 207V206H22ZM21 207V208H22ZM36 207V206H35ZM113 207V208H112ZM12 208V207H11ZM11 208L9 210H11ZM20 208V207H19ZM27 208V207H26ZM30 208V207H28ZM112 208V209H111ZM121 208H124L123 206ZM3 209V208H1ZM18 208H16L15 210H17ZM32 209V208H30ZM103 209V210H102ZM4 210V209H3ZM8 211V209H6ZM26 210V209H25ZM120 210V211H121ZM128 210V209H127ZM125 209V211H127ZM18 211V210H17ZM15 211V213L17 212ZM23 210H20L18 212H21ZM119 211V212H120ZM124 211V212H125ZM5 212V211H4ZM13 212V211H12ZM25 212V211H24ZM27 213L28 210H26ZM31 212V211H30ZM52 212V213H51ZM91 212V213H90ZM105 212V213H104ZM136 212V211H135ZM14 213V214H15ZM50 213V214H48ZM134 213V212H133ZM25 214V213H24ZM30 214V213H29ZM35 214V213H34ZM38 214V213H37ZM36 214V215H37ZM48 214V215H47ZM86 214V215H85ZM110 214V215H108ZM126 214V213H125ZM132 215L131 214V211L128 212V215ZM5 215V214H4ZM17 215V214H16ZM15 215V216H16ZM27 215V214H26ZM32 215V214H31ZM45 215V216H44ZM134 215V214H133ZM19 216V215H18ZM28 216V215H27ZM136 216V214H135ZM134 216V217H135ZM9 217V216H8ZM23 217V216H22ZM26 217V216H25ZM35 217V218H36ZM131 217V216H129ZM133 217H131L132 219ZM7 219V218H6ZM21 221V224L23 223L22 221H24V219L22 220V218H20ZM104 219V218H103ZM110 218H108L109 220ZM134 219V218H133ZM34 220V218H33ZM100 220V219H99ZM102 220V219H101ZM100 220V221H101ZM105 220H106V217H105ZM114 220V219H113ZM10 221V220H8ZM29 221V220H28ZM103 222V221H101ZM118 223V224H121L123 225V228L125 230V234L128 235V236H119L118 235H114V233L112 234L111 232L113 231V229L115 227H113L115 223ZM134 222V220L132 221ZM17 223V221H16ZM30 223V222H29ZM116 223V224H117ZM20 224V226H21ZM25 224V221L24 223ZM151 226V228L147 227V225ZM6 225V224H5ZM11 225V224H9ZM28 225V223H27ZM8 226V224H7ZM16 226V229L17 228V225L12 224V228H14ZM26 226V225H25ZM24 226V227H25ZM116 226V225H115ZM117 226H120V225H117ZM137 226V225H136ZM9 227V226H8ZM28 227V226H27ZM121 229H122V226H120ZM119 227V228H120ZM6 228V227H5ZM29 228V227H28ZM117 228V227H116ZM117 228V230L119 229ZM126 228V229H125ZM8 229V228H7ZM11 229V228H9ZM8 229V230H9ZM23 229V228H22ZM21 229V230H22ZM104 231H102V230ZM151 229V230H150ZM15 230V228H14ZM32 230V231H33ZM96 230H100L102 232H96ZM116 230V233H118ZM126 230H128V234L126 233ZM36 231V233H37ZM18 232V230H17ZM16 232V233H17ZM99 234V236L101 237V235L103 236L104 234L107 235L106 237L108 238L110 235L109 234H112L113 237L112 240L110 241L112 243V241L114 240V242L112 244H107L106 247H104V244L102 245L101 243V240L99 238H96V234ZM104 233V234H103ZM101 234V235H100ZM121 234V233H120ZM131 234V235H130ZM14 235V234H13ZM12 235V236H13ZM105 235L102 238V240L105 238ZM109 235V236H108ZM111 235V236H112ZM263 235V234H262ZM11 236V237H12ZM16 236V235H15ZM42 236V235H41ZM48 236V235H47ZM46 236V237H47ZM53 236V237H54ZM57 236V237H58ZM116 236H118V241L115 239L117 238ZM264 236V235H263ZM17 237V236H16ZM43 237V236H42ZM58 237V239H59ZM82 237V238H81ZM83 237H85L83 240ZM98 237V236H97ZM40 238V237H39ZM52 238V237H50ZM56 238V237H55ZM54 238V239H55ZM106 238V239H107ZM167 239H169L170 237L169 236H166ZM41 239V238H40ZM57 239V238H56ZM82 241H81V240ZM99 239V240H98ZM108 239H111V238H108ZM11 240V238H10ZM15 240V237L14 239ZM12 240V241H13ZM60 240V239H59ZM58 241V240H57ZM62 241V240H60ZM104 241V240H103ZM14 242V241H13ZM56 242V241H54ZM64 242V241H62ZM142 242V241H141ZM12 243V242H11ZM127 246H126V245ZM139 244V243H138ZM66 245H69L71 247L68 248V246ZM125 245L124 248H122V246ZM157 246V245H155ZM162 246V245H161ZM202 246V245H200ZM56 247V246H55ZM60 247V246H59ZM62 247V245H61ZM64 247V246H63ZM57 248V247H56ZM154 248V247H153ZM158 248V246H157ZM162 248V247H161ZM38 249V248H37ZM41 249V248H40ZM64 249V248H63ZM164 249V248H163ZM62 250V248H61ZM157 250V249H156ZM195 252L198 254L200 252V249L199 248H194ZM202 250V249H201ZM42 251V250H41ZM40 251V252H41ZM52 251V250H51ZM54 251V250H53ZM52 251V252H53ZM64 251V250H63ZM118 251V252H116ZM161 251V249H160ZM37 252V251H36ZM129 252V253H127ZM44 252H42L41 254H43ZM55 253V252H54ZM62 253V252H61ZM60 253V254H61ZM117 253V255L115 256V254ZM202 253V252H200ZM154 254V253H153ZM44 255V254H43ZM48 255V254H47ZM57 255V254H56ZM162 255V254H161ZM42 256V255H41ZM62 256V255H61ZM39 257V256H38ZM64 257V256H63ZM201 257V256H200ZM162 258V256H161ZM160 258V255L159 253H157V255L155 254V261L156 263L155 264H165L166 261H162ZM58 259V258H57ZM165 260V258L163 259ZM62 261V260H61ZM153 261V260H151ZM247 262V261H246ZM57 263V262H56ZM97 264V263H96ZM103 264V263H102Z\"/></svg>",
  "mask_w": 264,
  "mask_h": 264
},
{
  "label": "built area",
  "instance_id": "3",
  "mask_svg": "<svg viewBox=\"0 0 264 264\" xmlns=\"http://www.w3.org/2000/svg\"><path fill=\"white\" fill-rule=\"evenodd\" d=\"M142 264H148L147 262L145 263V262H143Z\"/></svg>",
  "mask_w": 264,
  "mask_h": 264
}]
</instances>
